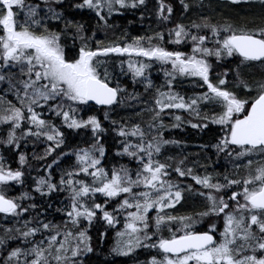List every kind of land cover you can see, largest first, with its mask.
Returning <instances> with one entry per match:
<instances>
[{"label": "snow or ice", "instance_id": "1", "mask_svg": "<svg viewBox=\"0 0 264 264\" xmlns=\"http://www.w3.org/2000/svg\"><path fill=\"white\" fill-rule=\"evenodd\" d=\"M65 6L0 0V264H84L97 223L101 238L114 232L113 256L138 259L145 250L143 264H264V78L250 82L238 71L264 66V25L202 16L106 42L114 18L147 9L148 0H75L73 9L92 14L89 27ZM154 15L167 24L173 7L155 0ZM233 64L231 78L215 70ZM129 108L131 117L110 118ZM185 125L217 127L215 141L201 146L215 150V164L168 155L180 142L164 133ZM71 133L82 137L75 147ZM37 144L44 150L31 160L47 163L33 176L28 149ZM33 192L63 194L59 221Z\"/></svg>", "mask_w": 264, "mask_h": 264}, {"label": "trees", "instance_id": "2", "mask_svg": "<svg viewBox=\"0 0 264 264\" xmlns=\"http://www.w3.org/2000/svg\"><path fill=\"white\" fill-rule=\"evenodd\" d=\"M75 0H66L65 14L69 18H74L80 22L85 23L86 27L93 26L94 20L92 14L85 12H80L79 10L73 9L71 7ZM166 3H170L173 7V15L170 22L167 24L161 23L157 20L154 15L155 0H148V7L144 10H133L126 12L121 17L114 18L115 24L118 26L115 30H110L107 33L106 42L115 39L120 36L124 31L132 36L152 34L155 31H165L168 28L175 27L176 24H190L193 20L200 22V17L210 18L212 22H229L236 24L237 26L247 24L248 26L254 25H264V7H255L249 5L246 2L240 4H232L228 0H186L191 7L185 12L180 0H165ZM141 15H144V20H141ZM98 35L103 36V33H98ZM216 71H229L231 78L232 72L236 70V65H230L228 68H217ZM239 74L242 78L252 81L253 78L259 80L264 78V66L254 65V66H241L239 69ZM153 79L157 84L163 83V74L156 73L153 74ZM128 84L127 79L124 81ZM129 91L131 92L132 86L128 84ZM185 88L190 90V85H185ZM136 91L141 92V88H137ZM145 99H150V96L145 95ZM134 103V102H132ZM133 109H117L116 112L110 114L111 119L120 120L121 117L129 118L133 114ZM100 119L104 123L105 127H108V123L103 121V113H98ZM142 121H147L149 119L148 114H144L141 118ZM195 122V121H193ZM165 123L170 124L171 120L166 119ZM166 138L175 139L180 143L178 145L170 146L168 149V155L182 158L187 156V163L191 166L193 161H199L201 164H215L216 155L215 150L211 147L202 148V145L210 146L217 138V127L210 125L208 129H193L190 126L185 125L182 129H173L170 133H164ZM82 137L76 133H71L68 135V146L75 147L77 143L80 142ZM115 136L110 133L107 138L106 147L109 148V159H113L112 153L116 150ZM44 150L43 144H37L35 148L31 145L28 149V155L30 158V163L32 166V175L35 176L37 173L34 169L44 168L46 161L31 160L32 152H36L38 155ZM55 155V153L53 154ZM52 157H48V161H51ZM67 160V158H66ZM65 161H61V164H65ZM70 163V161H68ZM126 162V161H123ZM224 163L223 161L221 162ZM13 164V167H16ZM219 170V169H218ZM58 173V170H55ZM202 171V170H201ZM191 183V181H188ZM29 183H31L29 181ZM34 188L35 185L32 184ZM31 190V189H27ZM37 197L36 202L43 210L46 206L51 203L52 208L47 209V215L49 219H54L56 221L60 220L59 214L55 212L56 207H60V201L63 198V194H53L51 197H40L39 194L34 193ZM42 219L44 217H41ZM5 222L0 214V225ZM104 231L102 224L97 223L89 235L92 236V247L93 252L89 253L87 256L83 257L84 264H137L144 262L148 258V253L145 250H141L134 254L138 259H133L132 257L120 258L115 257L111 254V248L114 244V232L109 230L107 237L101 238L100 232Z\"/></svg>", "mask_w": 264, "mask_h": 264}, {"label": "flooded vegetation", "instance_id": "3", "mask_svg": "<svg viewBox=\"0 0 264 264\" xmlns=\"http://www.w3.org/2000/svg\"><path fill=\"white\" fill-rule=\"evenodd\" d=\"M246 3H247V2H246ZM247 4H249V5H253V6H255V7H264V3H261L260 1L252 2V3L248 2Z\"/></svg>", "mask_w": 264, "mask_h": 264}, {"label": "rangeland", "instance_id": "4", "mask_svg": "<svg viewBox=\"0 0 264 264\" xmlns=\"http://www.w3.org/2000/svg\"><path fill=\"white\" fill-rule=\"evenodd\" d=\"M228 1H230V0H228ZM257 1H260V0H248V2H250V3L257 2ZM120 258H127V257H120ZM137 264H143V262H140V263H137Z\"/></svg>", "mask_w": 264, "mask_h": 264}]
</instances>
